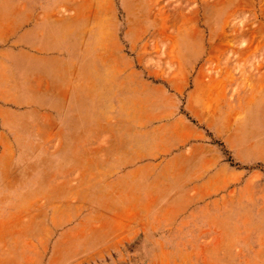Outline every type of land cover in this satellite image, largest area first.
Segmentation results:
<instances>
[{
  "label": "rangeland",
  "instance_id": "1",
  "mask_svg": "<svg viewBox=\"0 0 264 264\" xmlns=\"http://www.w3.org/2000/svg\"><path fill=\"white\" fill-rule=\"evenodd\" d=\"M118 7L148 92L105 135L0 104V264H264V0Z\"/></svg>",
  "mask_w": 264,
  "mask_h": 264
},
{
  "label": "crops",
  "instance_id": "2",
  "mask_svg": "<svg viewBox=\"0 0 264 264\" xmlns=\"http://www.w3.org/2000/svg\"><path fill=\"white\" fill-rule=\"evenodd\" d=\"M118 6L119 0H0V104L41 112L62 136L105 135L96 106L141 105L148 92L143 69L123 48L135 45L138 31L133 38ZM101 90L111 100L101 99ZM85 144L71 148L83 154L80 165L105 167L96 156L84 160L101 151Z\"/></svg>",
  "mask_w": 264,
  "mask_h": 264
}]
</instances>
